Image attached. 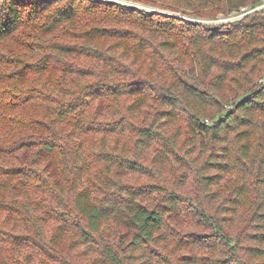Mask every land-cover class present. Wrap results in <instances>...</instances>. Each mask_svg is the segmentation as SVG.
Returning a JSON list of instances; mask_svg holds the SVG:
<instances>
[{
  "label": "trees",
  "instance_id": "obj_1",
  "mask_svg": "<svg viewBox=\"0 0 264 264\" xmlns=\"http://www.w3.org/2000/svg\"><path fill=\"white\" fill-rule=\"evenodd\" d=\"M133 1L168 13L105 0H0V43L26 27L38 33L22 51L29 59L0 62V264L64 263L70 234V252L101 248L99 264H150L172 215L187 210L211 233L180 242L192 253L186 264L202 263L196 249L224 252L210 264H264V13L209 22L259 0ZM80 59L89 65L67 67ZM150 103L165 109L149 126L132 125ZM179 121L203 147L196 161L187 152L197 203L167 186L112 183L149 173L118 142L129 135L141 153L160 146L155 164L176 159L185 184L181 129L161 133ZM97 136L108 141L95 153L87 138ZM210 145L217 151L203 161ZM98 164L114 173V191L102 196L87 179ZM235 174L245 177L226 187ZM109 224L130 239L102 242Z\"/></svg>",
  "mask_w": 264,
  "mask_h": 264
},
{
  "label": "rangeland",
  "instance_id": "obj_2",
  "mask_svg": "<svg viewBox=\"0 0 264 264\" xmlns=\"http://www.w3.org/2000/svg\"><path fill=\"white\" fill-rule=\"evenodd\" d=\"M124 2H127L131 5V7L138 8V9H144L147 11H155V12H161V13H168L167 11L161 10L159 8H156L155 6L138 3L133 0H122ZM151 1V0H149ZM224 15L220 14L217 16V19H223ZM214 20V21H215ZM201 21V20H199ZM209 20H202L201 22H208ZM212 23V21H209ZM130 29V28H128ZM133 30V29H131ZM70 33L72 29L69 30ZM37 30L33 28V26L26 27L24 30L19 33L14 39L8 40L5 42L0 43V62H9L13 63L14 65L20 60V59H29L31 56H23L22 51L25 48L26 45H29L32 43L33 45L37 41ZM58 38V37H57ZM54 39V38H53ZM60 39V38H59ZM63 40H70L69 36H63ZM12 51L14 52V55H12ZM26 52H28L26 50ZM25 52V53H26ZM24 53V52H23ZM18 56V57H17ZM31 60V59H30ZM89 65L86 60L80 59V60H73L71 61V64L68 66H84ZM17 67V66H16ZM2 69V68H1ZM261 75L264 73V66L261 67ZM58 77V76H55ZM36 85V84H35ZM28 86V85H27ZM27 86H23V89ZM8 93L12 91V89H9L7 87L6 89ZM129 101L122 102L121 103V110H125V106L129 104ZM165 108L161 107L160 105L156 103H150L148 107L143 112H140L136 116L137 118H134L131 120L132 125H151V123L154 120V112L156 110H163ZM223 111V109H222ZM34 114V112H31ZM109 119V118H108ZM106 117H101L100 121H107ZM181 129V138L178 140V149L176 150L177 154L179 155V158L181 161L186 163V168L191 176L188 178L187 182L185 184H182L179 180L181 176L183 175V169L181 168L180 164L176 162V159L168 160L167 165L164 167L163 165L155 164L153 162V159L156 158V156L159 153L160 146L155 145L151 150H148L145 153H141L138 146H136L133 136L126 135L124 137H121L118 139V142L121 144V146H124V151L131 152V154H138V158L141 162H143L147 168L149 173L146 175H138V174H132L128 175L125 173H121L118 177L113 179L112 183L117 184H126L132 188H137L139 186H145V185H156V186H167L170 189H175L178 193L183 195V199H186V197H189L191 200H193L195 203L199 201L198 195H197V187L195 184V177L193 174V171L195 169L194 165L188 166L190 161V154H188V151H192L194 149V153L192 154L193 159L196 161L199 154L202 152L203 147L200 141L198 139H192L191 140V134L189 133L187 127L185 124L182 123V121L175 122L173 126L169 129H161V133L166 135V139L170 137V135L173 133L175 129ZM87 141L89 144H93L90 150H93L92 152L97 153L102 145L101 142L108 141V139L97 136V137H91L87 138ZM111 143H114L115 140H109ZM168 143V142H167ZM162 145V144H161ZM168 146L171 148V145L168 143ZM217 151V149H214V146L210 145L208 148V155L205 156L203 161L208 159L210 154H214ZM133 157V156H132ZM201 160V163L203 162ZM192 163V162H191ZM198 165V164H197ZM239 167L242 165L238 163ZM107 166H102L101 164L94 165L93 171L90 172L87 176L88 181H91L95 185V189L98 192L99 196L104 195L107 193V191L111 192L114 191V188H107L106 181L107 179H112L114 176L113 172L107 171ZM214 173V172H211ZM217 173V172H215ZM238 175V177H236ZM240 177V178H239ZM244 174H235V176L231 177V182L226 184L228 185L235 184L237 182H240V179L244 178ZM214 190H219L218 188H214ZM223 193L225 195L228 194L227 189L223 190ZM161 198L162 194H156L152 196L149 201L154 202L155 199ZM187 201V200H186ZM165 237L166 239L158 242L157 246H155L153 249L150 248V254L153 258V261L150 264H186L185 260L186 257L191 256V252L189 250H183L182 248H179V244L182 241H186L190 234H198V233H211V230H208L206 228H203L202 226L198 225L196 222L191 220V216H189V210L186 212H183L179 215H172V218L169 220V223L167 224V227L165 229ZM101 241L109 244L119 247L120 244H122V241H126L130 239L129 231L121 226H115L114 224H109L105 226L101 233ZM77 240L76 236L73 234L68 235V237L65 239V247H66V254L64 255L65 262H51L52 264H92L95 261L98 264L101 263V259L103 255H101L102 251L101 248H97L94 246H91L90 248H85L82 246H79L74 251L70 252V248L73 245V242ZM125 243V242H124ZM97 249V250H96ZM199 256L201 257V264H206L212 262L215 259H219V257H224V252H213L210 249H196ZM54 259H56L54 254H50ZM226 256V255H225ZM134 263V262H133ZM140 263V262H139ZM135 264H137L135 262Z\"/></svg>",
  "mask_w": 264,
  "mask_h": 264
},
{
  "label": "built area",
  "instance_id": "obj_3",
  "mask_svg": "<svg viewBox=\"0 0 264 264\" xmlns=\"http://www.w3.org/2000/svg\"><path fill=\"white\" fill-rule=\"evenodd\" d=\"M108 2H114L126 6L131 5L127 2H124L122 0H105ZM257 13H264V0H259L256 3H252L246 6H242L237 10H234L232 13H230L228 16H224L223 19H217L215 21H212V23H228V22H235L239 21L247 16L257 14Z\"/></svg>",
  "mask_w": 264,
  "mask_h": 264
}]
</instances>
